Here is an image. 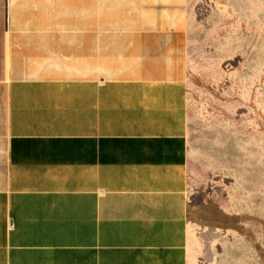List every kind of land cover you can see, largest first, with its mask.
I'll use <instances>...</instances> for the list:
<instances>
[{
    "label": "crops",
    "instance_id": "1",
    "mask_svg": "<svg viewBox=\"0 0 264 264\" xmlns=\"http://www.w3.org/2000/svg\"><path fill=\"white\" fill-rule=\"evenodd\" d=\"M188 6L0 0V264H194Z\"/></svg>",
    "mask_w": 264,
    "mask_h": 264
},
{
    "label": "rangeland",
    "instance_id": "2",
    "mask_svg": "<svg viewBox=\"0 0 264 264\" xmlns=\"http://www.w3.org/2000/svg\"><path fill=\"white\" fill-rule=\"evenodd\" d=\"M188 38L191 143L212 148L190 188V259L264 264V0H189Z\"/></svg>",
    "mask_w": 264,
    "mask_h": 264
},
{
    "label": "bare ground",
    "instance_id": "3",
    "mask_svg": "<svg viewBox=\"0 0 264 264\" xmlns=\"http://www.w3.org/2000/svg\"><path fill=\"white\" fill-rule=\"evenodd\" d=\"M253 211V210H252Z\"/></svg>",
    "mask_w": 264,
    "mask_h": 264
}]
</instances>
